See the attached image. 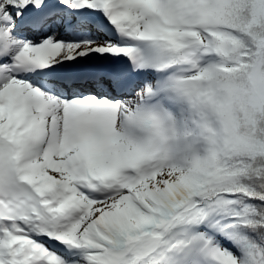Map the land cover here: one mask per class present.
I'll return each mask as SVG.
<instances>
[{
    "label": "snow or ice",
    "instance_id": "obj_1",
    "mask_svg": "<svg viewBox=\"0 0 264 264\" xmlns=\"http://www.w3.org/2000/svg\"><path fill=\"white\" fill-rule=\"evenodd\" d=\"M0 264H264V0H0Z\"/></svg>",
    "mask_w": 264,
    "mask_h": 264
}]
</instances>
